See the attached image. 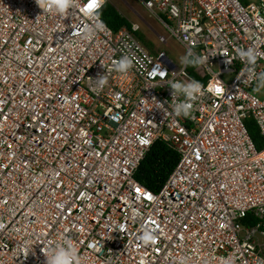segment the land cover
<instances>
[{"label": "built area", "instance_id": "obj_1", "mask_svg": "<svg viewBox=\"0 0 264 264\" xmlns=\"http://www.w3.org/2000/svg\"><path fill=\"white\" fill-rule=\"evenodd\" d=\"M107 2L0 0V264H47L66 239L78 264H264V147L247 128L264 141V0H140L169 32L154 51L138 24L107 26ZM174 43L205 62L177 66L157 47ZM192 81L176 116L171 84ZM157 142L180 160L152 191L136 177Z\"/></svg>", "mask_w": 264, "mask_h": 264}, {"label": "clouds", "instance_id": "obj_2", "mask_svg": "<svg viewBox=\"0 0 264 264\" xmlns=\"http://www.w3.org/2000/svg\"><path fill=\"white\" fill-rule=\"evenodd\" d=\"M40 4L41 0H37ZM55 11L63 14L67 12L69 8L73 6L72 0H46ZM239 55L244 58H250L253 63L256 62L257 56L253 51L249 52H239ZM206 57H201L200 59H194L192 61L184 60V63H192L193 65L203 64ZM133 66V61L130 57L120 59L116 63V69L121 73L128 72ZM99 87H103L107 84L106 74L101 75L98 79H95ZM171 87L175 89L174 98L184 95V100L171 105L172 111L176 116L183 115L184 117H189L193 110V102L196 101L202 93L203 86L200 82L192 81L189 83H172ZM264 88V85L257 87V90ZM144 235L140 236L139 240L145 244L155 243V235L150 229H145ZM47 264H78L77 252L72 244L71 240L66 239L62 245H58L54 248L50 254L47 255Z\"/></svg>", "mask_w": 264, "mask_h": 264}, {"label": "trees", "instance_id": "obj_3", "mask_svg": "<svg viewBox=\"0 0 264 264\" xmlns=\"http://www.w3.org/2000/svg\"><path fill=\"white\" fill-rule=\"evenodd\" d=\"M142 1L146 2L149 0ZM241 1L244 5L249 4V0ZM100 17L115 32H119L124 28H131L130 22L110 2L105 4ZM138 37L144 45L154 51V43L146 40L142 34H138ZM247 128L258 150H261L264 147V141L258 125L254 120H249L247 121ZM179 160L180 157L177 152L172 150L166 143L157 142L142 163L136 179L144 187L152 191H159L175 170Z\"/></svg>", "mask_w": 264, "mask_h": 264}, {"label": "rangeland", "instance_id": "obj_4", "mask_svg": "<svg viewBox=\"0 0 264 264\" xmlns=\"http://www.w3.org/2000/svg\"><path fill=\"white\" fill-rule=\"evenodd\" d=\"M129 22L138 24L146 38L151 42H157L156 31L169 36L168 30L155 22L152 14L143 6L140 0H108ZM158 50L165 51L177 66L183 65L185 56L183 48L174 43L171 48L157 46Z\"/></svg>", "mask_w": 264, "mask_h": 264}]
</instances>
